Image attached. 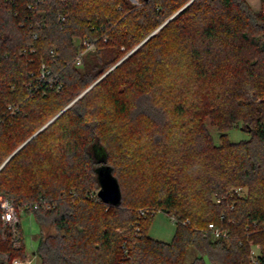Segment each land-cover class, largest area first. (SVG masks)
I'll return each instance as SVG.
<instances>
[{"label":"trees","instance_id":"trees-1","mask_svg":"<svg viewBox=\"0 0 264 264\" xmlns=\"http://www.w3.org/2000/svg\"><path fill=\"white\" fill-rule=\"evenodd\" d=\"M188 1L0 0V166L26 141L0 195L37 221L40 264H185L190 248L189 264H251L255 244L264 264V0ZM101 164L118 201L98 196ZM157 212L169 241L148 233ZM25 256L20 221L0 223V264Z\"/></svg>","mask_w":264,"mask_h":264},{"label":"rangeland","instance_id":"rangeland-1","mask_svg":"<svg viewBox=\"0 0 264 264\" xmlns=\"http://www.w3.org/2000/svg\"><path fill=\"white\" fill-rule=\"evenodd\" d=\"M133 3H136L137 0H131ZM189 2V1H188ZM187 2V3H188ZM254 9V8H253ZM261 9V0H259V6L256 10ZM264 13V9H263ZM261 39L264 40V32L262 33ZM212 135L214 136L215 141H218L217 132L214 128H210ZM228 137L233 141H238L242 139H247L248 134L245 133L240 128H231L228 130ZM92 151L96 159H101L105 155V150L102 145L98 143H94L92 145ZM103 166L102 164L99 165ZM97 191V189H96ZM171 216L163 213L157 212L151 220V223L148 228V233L156 239L159 240H170L173 233V226L174 223L170 219ZM19 219L20 225L23 233V240L26 249V256L24 258H20L21 260L25 261L31 259V264H40L37 254L35 250L37 248L38 236H39V225L31 213L25 211H19ZM49 231H53L52 227H48ZM259 244L251 245L250 248V261L251 264H255L253 260L255 259L257 253L259 252ZM196 256V253L193 249H189L184 263L189 264L192 259ZM18 258V257H17ZM206 264H211L207 259H205Z\"/></svg>","mask_w":264,"mask_h":264},{"label":"built area","instance_id":"built-area-1","mask_svg":"<svg viewBox=\"0 0 264 264\" xmlns=\"http://www.w3.org/2000/svg\"><path fill=\"white\" fill-rule=\"evenodd\" d=\"M79 42H82L83 45L86 46V50L92 49L93 45L88 44L86 40H80ZM81 52L75 59V65L79 66L81 64ZM38 83H40L42 86L44 85V88L42 89L43 92L49 87H54L56 90H59L62 87V82L56 78V74H53L51 70L46 67L43 63L41 64L40 67V75L38 78ZM12 111L16 109V107H8ZM37 205H34L36 207ZM26 205H19L13 202L11 199H9L6 196L0 195V223L3 225H14L20 221L19 219V211H24V208ZM143 214V212H141ZM170 219L173 221L174 217H170ZM208 230L214 237H219L223 233L213 224L209 223L208 224ZM31 259L28 260H21L20 258H14L12 259L11 263L12 264H31ZM255 264H259V261L257 259V256L253 260Z\"/></svg>","mask_w":264,"mask_h":264},{"label":"water","instance_id":"water-1","mask_svg":"<svg viewBox=\"0 0 264 264\" xmlns=\"http://www.w3.org/2000/svg\"><path fill=\"white\" fill-rule=\"evenodd\" d=\"M190 1H191V0H190ZM190 1H189V2H190ZM189 2H188V3H189ZM188 3H186L182 8H184ZM182 8H181V9H182ZM181 9H179L177 12H179ZM177 12H176V13H177ZM176 13H174L171 17H169V18H168L163 24H165L168 20H170V19H171ZM163 24H162V25H163ZM162 25H161V26H162ZM161 26H160V27H161ZM154 32H155V31H154ZM154 32H153V33H154ZM153 33H151L150 35H152ZM150 35H149V36H150ZM149 36H148V37H149ZM148 37H147V38H148ZM147 38H146V39H147ZM142 42H143V41H142ZM142 42H141V43H142ZM138 45H140V44H138ZM138 45H137V46H138ZM137 46H136V47H137ZM136 47H135V48H136ZM135 48H134V49H135ZM134 49H133V50H134ZM133 50H131L128 54H130ZM128 54H126L124 57H126ZM124 57H123V58H124ZM123 58H122V59H123ZM122 59H121V60H122ZM93 84H94V83H93ZM91 86H92V85H91ZM91 86H90V87H91ZM90 87H89V88H90ZM86 90H87V89H86ZM86 90H85V91H86ZM85 91H83L82 93H84ZM82 93H81V94H82ZM79 96H80V95H79ZM65 108H66V107H65ZM65 108H64V109H65ZM64 109H63V110H64ZM55 117H56V116H54L52 119H50V120H49L45 125H43L38 131H40L43 127H45V126H46L50 121H52ZM38 131H36L34 134H36ZM27 140H28V139H27ZM25 142H26V141H25ZM25 142H24V143H25ZM24 143H22L21 145H19V146L13 151V153L16 152V150H18V149H19ZM13 153H12V154H13ZM12 154H11V155H12ZM11 155H10V156H11ZM10 156H9V157H10ZM9 157H8V158H9ZM8 158H7L6 160H8ZM6 160H5L4 162H6ZM4 162H3V164H4ZM3 164H2V165H3ZM2 165H1V166H2ZM1 166H0V167H1ZM97 177H98V181H99V184H100V189H99V191H98V196H99L101 199H103L104 201H109V200H110V201H118V199H119V197H120V189H119L118 182L116 181V179H115V178L113 177V175L111 174V169H110L109 167L105 166V165H104V166H100V167H98V168H97Z\"/></svg>","mask_w":264,"mask_h":264},{"label":"crops","instance_id":"crops-1","mask_svg":"<svg viewBox=\"0 0 264 264\" xmlns=\"http://www.w3.org/2000/svg\"><path fill=\"white\" fill-rule=\"evenodd\" d=\"M247 1L252 6V8H254L255 10L258 8V6H259V0H247ZM174 230H175V225L173 226V233H174ZM173 233H172V236H173ZM167 241H169V240H167Z\"/></svg>","mask_w":264,"mask_h":264}]
</instances>
